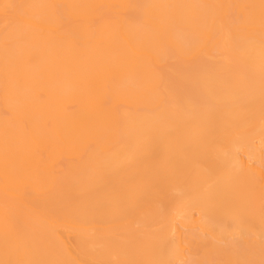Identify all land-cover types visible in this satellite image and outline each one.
<instances>
[{
    "label": "bare ground",
    "instance_id": "6f19581e",
    "mask_svg": "<svg viewBox=\"0 0 264 264\" xmlns=\"http://www.w3.org/2000/svg\"><path fill=\"white\" fill-rule=\"evenodd\" d=\"M0 264H264V0H0Z\"/></svg>",
    "mask_w": 264,
    "mask_h": 264
}]
</instances>
